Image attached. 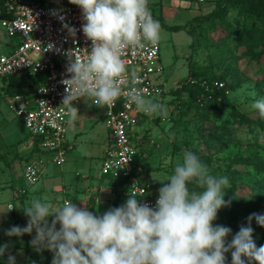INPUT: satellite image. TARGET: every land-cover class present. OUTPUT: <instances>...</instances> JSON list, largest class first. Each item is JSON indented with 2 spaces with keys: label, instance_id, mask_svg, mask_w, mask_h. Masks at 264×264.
<instances>
[{
  "label": "clouds",
  "instance_id": "9594fccd",
  "mask_svg": "<svg viewBox=\"0 0 264 264\" xmlns=\"http://www.w3.org/2000/svg\"><path fill=\"white\" fill-rule=\"evenodd\" d=\"M69 3L81 10L82 32L91 42V50L83 49V55L78 49L65 54L68 78L61 81L65 90L62 104L69 106L75 119L79 115L73 102L81 98H91L97 105H114L123 94L127 51L156 45L162 27L152 16L149 0ZM69 31L75 35V29ZM127 97L147 115L168 116L166 103L146 97L142 89L130 88ZM251 107L264 118V98ZM189 183L202 190H190ZM161 185L154 207L129 195L123 205L101 215L89 211L83 202L85 206L79 207L68 199L53 210L47 197L33 196L22 209L26 226H12L6 235L19 238L34 232L32 248L52 253L51 264H226L228 253L231 264H264V245L257 246L251 226L254 220L264 228V214H250L230 242L231 228L214 223L219 210L231 204L224 199L227 176L212 175L194 152L184 150L173 174ZM14 208L9 204L7 211ZM8 249V244L0 245V257ZM7 264H16L11 253Z\"/></svg>",
  "mask_w": 264,
  "mask_h": 264
},
{
  "label": "rangeland",
  "instance_id": "374dc122",
  "mask_svg": "<svg viewBox=\"0 0 264 264\" xmlns=\"http://www.w3.org/2000/svg\"><path fill=\"white\" fill-rule=\"evenodd\" d=\"M44 1L58 3L63 0ZM224 3L225 0H204L200 4L196 0H149L150 10L154 15L160 16V19L166 18L162 20L166 24L184 26V29L179 32H169L163 28L159 40L161 72L156 80L166 84L169 93L154 99L166 103L168 116L164 118L147 115L140 111L137 130L138 137H141L140 176L142 180L150 181L147 183L152 187L151 192L155 196H158L161 183L167 181L173 174L177 158L182 159L184 150L194 152L208 166L212 175L228 177L229 186L225 189L224 199L225 201L230 200L231 204L219 210L214 223L231 228L232 232L228 237L230 242L240 226L247 224V217L250 214H264V183L253 182L252 165L248 167L246 164L253 158L264 159V152L255 144V134L251 132L246 123L257 124L258 130H261L259 141L262 142L264 140V118H261L251 105L255 100L264 98V83L257 81L260 78L256 76L258 67L264 66V51L262 46H259L250 54L246 46L239 44L233 35L222 40L227 36L224 30L227 24L230 25V30H237L241 25L242 19L238 16L237 6L230 8L227 15L221 16L214 23L213 20L193 21V18L205 17L214 9L217 10L223 6ZM1 29L0 26L2 33L4 30ZM189 68L198 70L201 74L199 77H205V81L210 83L221 79L228 89L229 93L224 100H221L212 111L208 112L201 106L197 107L195 104L187 103L189 98L185 93L178 96L179 102L174 100L173 91L176 90L177 85L185 82ZM244 86L247 88L241 94L240 90ZM247 92H255L256 95L250 96ZM11 97L1 98L0 112L5 114L6 135L10 131L20 137V132L23 134L27 132L21 121L10 110L7 101ZM81 100L82 103L78 109L80 107L84 109L82 113L87 122L86 129L89 124L88 120H90V127L93 126L92 131L99 134L95 139L99 140L101 145L107 146L109 141L104 137L105 130L103 131L101 127L105 117L104 109L92 106L88 97ZM186 109H188L187 112ZM227 110H229L227 116L223 119ZM102 112L103 118H101ZM72 119L70 116L69 120ZM244 120L246 122H243ZM19 143L10 144L9 155L13 157V160H16L14 156H17L20 151ZM71 153L66 154L62 165L48 164L46 167L44 165L43 176L48 171L57 172L72 162ZM48 154L44 156L45 159L53 155ZM96 161L98 162L93 166L92 176L97 172L102 160L97 159ZM25 162L23 160L21 164H16L6 171L4 177L0 178L4 184L7 183L0 186V222L7 217L11 220L16 216V211L9 212L6 206L8 202H12V198L18 196L19 188L21 186L33 187L26 179L16 180V176L21 174L26 166ZM42 179L38 186H43L44 190L49 189L47 179L45 177ZM189 189L202 190L194 183H189ZM42 195L53 196L56 205L62 204L65 198V195L58 190ZM13 205L16 207L15 202ZM251 226L254 229L253 239L257 246L264 245V228L259 227L254 220ZM226 255V264H231V253ZM0 262L7 264L5 257H1Z\"/></svg>",
  "mask_w": 264,
  "mask_h": 264
},
{
  "label": "built area",
  "instance_id": "2783aa9c",
  "mask_svg": "<svg viewBox=\"0 0 264 264\" xmlns=\"http://www.w3.org/2000/svg\"><path fill=\"white\" fill-rule=\"evenodd\" d=\"M196 1L202 3L204 0ZM2 4L10 17L1 19L0 26L8 37L18 38L19 43L13 52L0 56V81L22 74L42 76L30 106L23 96L8 98L7 103L23 124L29 135V143L39 140L40 150L53 154L50 162L62 165L70 150L66 143V132L71 116L69 106L62 104L65 90L61 81L68 78L65 54L73 49H78L82 55L83 49L91 50V42L82 32L81 10L71 3L46 5L39 0H2ZM69 29H75V35ZM159 54V42L149 44L144 49L130 48L124 56L127 71L123 77V94L114 105H97L88 98L91 105L104 109L109 144L103 149L100 173L112 182L124 183L118 189L119 206L125 203L129 195L152 207L158 198L151 192L148 183L133 174L139 153L135 138L138 137L141 112L129 101L127 92L136 87L142 89L146 97L153 99L169 93L166 84L156 80L161 72ZM189 83L193 84L194 81L190 80ZM214 86L221 88L223 84L214 83ZM180 87L179 84L176 89ZM81 99L73 102L77 109L82 103ZM42 163L32 162L24 168L23 176L29 184L34 185L39 180Z\"/></svg>",
  "mask_w": 264,
  "mask_h": 264
},
{
  "label": "crops",
  "instance_id": "0c3cea01",
  "mask_svg": "<svg viewBox=\"0 0 264 264\" xmlns=\"http://www.w3.org/2000/svg\"><path fill=\"white\" fill-rule=\"evenodd\" d=\"M8 15L3 11V8L0 4V20L6 19ZM160 16L153 15V18L158 20L160 24L164 26H176L166 24L163 21L166 18L160 19ZM163 17V15H162ZM163 20V21H162ZM3 31V29H1ZM163 30V28H162ZM167 30V29H165ZM168 31V30H167ZM170 32V31H169ZM3 33V34H2ZM0 32V56L10 54L14 51L16 46L19 43V39L16 37L10 38L7 34L3 31ZM7 83L5 81H0V93L2 94L5 90V86ZM0 94V100L2 98ZM23 98L25 101L28 102V106L31 105L33 101V94L29 96H24ZM87 102V101H85ZM93 106V105H92ZM101 107V106H97ZM102 108V107H101ZM103 109V108H102ZM82 107L78 109V117L72 120H69V125L66 132V143L67 146L70 147L68 152H72L70 155V162L64 168L62 167L60 170L55 171H48L47 173L44 172L42 167L41 176L36 184L33 185L32 188H27L26 186H21L19 188L20 192L18 196L12 198V202L7 203V210L9 204L13 207V202H15L16 207L9 212H15L16 216L12 217V219L8 220V217L5 218L2 222H0V226L6 223H15L20 219H26L27 217L24 215L23 208L28 206L31 198L35 197H47L48 200L53 205V210H55L56 201L54 200L53 196H43V193L48 192H55L59 191L61 194L65 195L64 199L71 200L72 202L76 203L79 207H84L85 205L88 207V210L93 212L94 214L101 215L108 209L113 207V203L116 201V196L114 194V187L112 186L110 180L107 177H104L100 173V166L99 163L98 170L93 173V166L98 162L97 159L100 161L103 157V144L99 143V140H96V136H99L95 131H92L93 126L90 123L91 121L88 120V125L86 129V121L85 116L82 113ZM104 111V110H103ZM3 113L0 112V154H6V160L10 162L13 157H10L9 152L11 149L12 142H20L18 145L19 152L17 156H14L16 160H13L9 166H5L3 163H0V178L4 177L7 170L12 169L13 166H16L18 163H22L23 160L26 162V166L32 162H39L43 161V166L45 167L48 164H52L50 162L51 157L46 158L44 156L49 155H31V149L33 144L29 143V139H27V133L23 134L20 132V137H18L14 132H8L6 135V118H4ZM103 118V112L102 116ZM103 120V119H102ZM93 121H96L93 119ZM90 127V128H89ZM104 131V137L109 141V135L105 128L104 122L102 121L101 125ZM89 128V130H88ZM88 132V133H87ZM103 146V147H102ZM99 161V162H100ZM72 163V164H71ZM25 166V167H26ZM24 167V168H25ZM24 168L22 169L21 174L19 173L16 176L17 179H24L23 172ZM45 177L49 185L47 186L49 189L44 190V187L38 186L42 178ZM4 184L3 181H0V186L2 187ZM30 187V186H29ZM83 202L85 205H83ZM30 240H17V239H9L6 242L0 244H8L9 249L8 252L2 257H5V260L8 259V254L11 253L16 257V264H51L53 254L49 251L45 250L41 253L36 252L31 244ZM1 259V257H0ZM2 264V262H0Z\"/></svg>",
  "mask_w": 264,
  "mask_h": 264
},
{
  "label": "trees",
  "instance_id": "16d2710c",
  "mask_svg": "<svg viewBox=\"0 0 264 264\" xmlns=\"http://www.w3.org/2000/svg\"><path fill=\"white\" fill-rule=\"evenodd\" d=\"M42 4L46 5H66L70 4L69 0H63L58 3H47L44 0H39ZM1 7L3 8L2 0H0ZM200 4V3H198ZM234 6L238 7V16L242 19L241 25L239 26V29L237 30H230V25H226L224 27V30L226 31L227 36L224 37L222 40H225V38L230 36H235L239 44L245 45L247 51L251 54L253 50L259 46H262L264 51V0H225V3L223 6L218 8L217 10L214 9L212 12H210L205 17H195L193 18L194 22H205V21H214L220 19L221 16H225L228 14L229 9L233 8ZM151 5H149V8ZM3 11L5 12L4 8ZM152 11V10H151ZM6 13V12H5ZM152 16L154 15L153 12ZM7 14V13H6ZM8 15V14H7ZM10 16L8 15L7 18ZM162 28L167 29L170 32H179L184 29V26H164L160 24ZM186 29V28H185ZM255 58V57H254ZM189 74L185 82L181 84V87L179 89H176L173 91V95L175 97L174 100L179 102L178 96L180 94H187L188 95V102L190 104H195L197 107L201 106L204 109H207L208 112L212 111L217 107V105L221 102V100H224L226 95L229 93L228 89H226L224 82L221 79H217L213 83L205 81V77H199L201 74L198 72V70L189 68ZM256 76L260 79L257 81H261L264 83V66H259L258 70L256 71ZM200 78V79H199ZM194 81L193 84L189 83V81ZM2 81H5L7 85L5 86L4 92L1 94L3 98L6 96H29L31 94H34L35 88L42 82V76L36 75V76H28L26 74L12 76L6 79H3ZM214 83H221L223 84V87L218 88L217 86H214ZM172 93V92H171ZM188 109H186V112ZM243 122H246L244 120ZM247 126L251 129V132L255 134L254 142L257 144V146L264 152V140L262 142L259 141V138L261 137V130H258L257 124L254 122H246ZM27 135V139L29 138V135ZM138 134H136V137ZM140 138H135L136 145L139 149V153L136 157V163H135V169H134V176H140V168L142 164L140 163L139 156H140ZM46 155L48 152L40 150L39 148V140L35 139L33 142V148L31 149V155ZM13 159L8 162L6 160V154H0V163H3L5 166H9ZM247 166L249 167L252 165V178L254 179L253 182L260 181L261 183H264V159H250L247 161ZM139 169V170H138ZM145 181V180H144ZM112 186L114 187V194L116 196V201L113 203V207L119 206V193L118 189L122 185V181H116L112 182L110 180ZM146 182V181H145ZM150 183V181H147ZM146 182V183H147ZM148 183V184H149ZM124 184V183H123ZM150 186V185H149ZM150 188H152L150 186ZM51 219L49 218V223H51ZM27 220L26 219H20L16 221L15 223H6L2 226H0V244L6 242L9 239H17V240H30L34 237L35 233L33 232L32 235H24L22 237H9L6 235L7 230L15 225L18 226H26ZM59 225H57V228Z\"/></svg>",
  "mask_w": 264,
  "mask_h": 264
}]
</instances>
